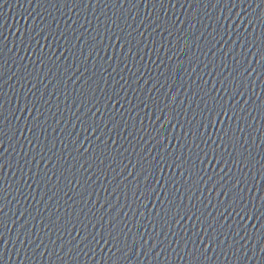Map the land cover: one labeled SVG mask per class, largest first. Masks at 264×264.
Segmentation results:
<instances>
[{"label": "water", "instance_id": "95a60500", "mask_svg": "<svg viewBox=\"0 0 264 264\" xmlns=\"http://www.w3.org/2000/svg\"><path fill=\"white\" fill-rule=\"evenodd\" d=\"M144 264H264V0H47Z\"/></svg>", "mask_w": 264, "mask_h": 264}]
</instances>
